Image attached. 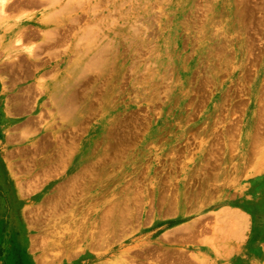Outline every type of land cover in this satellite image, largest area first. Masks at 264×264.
Instances as JSON below:
<instances>
[{
    "label": "crops",
    "instance_id": "crops-1",
    "mask_svg": "<svg viewBox=\"0 0 264 264\" xmlns=\"http://www.w3.org/2000/svg\"><path fill=\"white\" fill-rule=\"evenodd\" d=\"M85 60V0H0V264H264L263 217L241 206L263 172L246 178L248 162L221 177L236 190L147 174L145 216L123 236L121 190L95 155L104 128L85 124Z\"/></svg>",
    "mask_w": 264,
    "mask_h": 264
},
{
    "label": "rangeland",
    "instance_id": "rangeland-1",
    "mask_svg": "<svg viewBox=\"0 0 264 264\" xmlns=\"http://www.w3.org/2000/svg\"><path fill=\"white\" fill-rule=\"evenodd\" d=\"M263 51L264 0H85V124L104 128L95 155L106 189L121 190L123 236L145 216L147 174L236 190L222 176L248 162L246 178L263 172L241 206L257 208L264 238V78L252 79Z\"/></svg>",
    "mask_w": 264,
    "mask_h": 264
},
{
    "label": "bare ground",
    "instance_id": "bare-ground-1",
    "mask_svg": "<svg viewBox=\"0 0 264 264\" xmlns=\"http://www.w3.org/2000/svg\"><path fill=\"white\" fill-rule=\"evenodd\" d=\"M68 2V1H67ZM66 2V3H67ZM60 12V11H59ZM54 16V15H53ZM51 17V16H50ZM244 18H245V16H244ZM98 57H100V56H98ZM98 57H96V59L98 58ZM98 60H100V59H98ZM98 60H96V61H98ZM90 61H92V59L90 60ZM93 61H95V59L93 60ZM95 61V62H96ZM99 63H100V61H98ZM97 62V63H98ZM88 64V63H87ZM95 64V63H94ZM86 65V64H85ZM89 65V64H88ZM85 68H87V67H85ZM73 98V97H72ZM72 100V99H71ZM54 101V100H53ZM72 104V103H71ZM72 107V106H71ZM68 113H70V112H68ZM67 115V114H66ZM65 117V116H64ZM135 119V118H134ZM119 126V125H118ZM123 126V125H122ZM125 126V125H124ZM121 127V126H120ZM115 128V127H114ZM119 129V128H118ZM115 130V129H114ZM115 132H116V130H115ZM119 132V131H118ZM114 133V132H113ZM258 137V136H257ZM42 144V143H41ZM260 144V143H259ZM41 147V146H40ZM44 147V146H43ZM125 149V148H124ZM35 153V152H34ZM37 154V153H36ZM116 154V153H115ZM111 158V157H110ZM104 163V162H103ZM89 166H91L90 164H88ZM93 165V164H92ZM85 167V166H84ZM83 170V169H82ZM84 171V170H83ZM46 172V171H45ZM76 184V183H75ZM127 186V185H126ZM80 187V186H79ZM132 187V186H131ZM69 188V187H68ZM163 193V192H162ZM69 194V193H68ZM163 195H164V193H163ZM65 196V195H64ZM50 197V196H49ZM68 197V196H67ZM66 197V198H67ZM134 197V196H133ZM135 197H137V196H135ZM262 197H263V195H262ZM56 198V197H55ZM264 198V197H263ZM67 199H69V197L67 198ZM136 199V198H135ZM262 199V198H261ZM62 200V199H61ZM64 201H65V199H64ZM54 202V201H53ZM136 203V202H135ZM173 203V202H172ZM117 204V203H116ZM134 204V203H133ZM65 205V204H64ZM63 206V205H62ZM115 206V205H114ZM119 206V205H118ZM111 207V206H110ZM109 207V208H110ZM161 207V206H160ZM244 209H246V210H248L249 212H250V215H251V217H256L255 216V214H256V210L255 209H257L256 207H255V209L254 208H252L251 206H248V205H243L242 206ZM120 208H121V206H120ZM125 208V207H124ZM151 209V208H150ZM170 209H172V208H170ZM121 210V209H120ZM125 210V209H124ZM110 210H108V212H109ZM121 212V211H120ZM105 213V212H104ZM116 213V212H115ZM107 214V213H106ZM108 215V214H107ZM111 215H114L113 214V212L111 213ZM104 216H106V215H104ZM109 216V215H108ZM120 220V219H119ZM201 220V219H200ZM199 221V220H198ZM194 224V223H193ZM196 225V224H195ZM193 226V225H192ZM191 231V230H190ZM101 232V231H100ZM178 232V231H177ZM173 233V232H172ZM181 233V232H180ZM189 234H192V233H189ZM174 236H175V234H173ZM181 235H182V233H181ZM262 235H263V230L259 227V226H254V228H253V232H252V234H251V238L252 239H260V238H262ZM184 236H187V235H184ZM189 237V236H188ZM174 238V237H173ZM191 238V237H190ZM175 239V238H174ZM256 241H258V240H255V242ZM179 258V257H178ZM175 262V261H174ZM182 261H180V263H181ZM187 264V263H186Z\"/></svg>",
    "mask_w": 264,
    "mask_h": 264
}]
</instances>
